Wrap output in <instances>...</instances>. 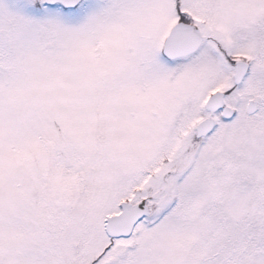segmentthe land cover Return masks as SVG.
I'll use <instances>...</instances> for the list:
<instances>
[{
  "label": "snow or ice",
  "instance_id": "obj_1",
  "mask_svg": "<svg viewBox=\"0 0 264 264\" xmlns=\"http://www.w3.org/2000/svg\"><path fill=\"white\" fill-rule=\"evenodd\" d=\"M0 264H264V0H0Z\"/></svg>",
  "mask_w": 264,
  "mask_h": 264
}]
</instances>
